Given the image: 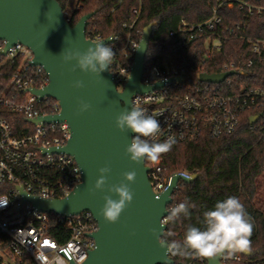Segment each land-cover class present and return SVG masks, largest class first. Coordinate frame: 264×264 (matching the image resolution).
<instances>
[{
    "label": "built area",
    "instance_id": "built-area-1",
    "mask_svg": "<svg viewBox=\"0 0 264 264\" xmlns=\"http://www.w3.org/2000/svg\"><path fill=\"white\" fill-rule=\"evenodd\" d=\"M226 6L245 9L247 15L261 14L264 0H220L207 19L191 24L182 19L178 29L171 31L174 36L181 34L171 53L161 64L145 61L141 82L145 85L163 82V85L147 93H136L132 100L138 99L141 107L157 116L162 128L159 142L169 136L174 137L175 142L193 141L203 132L212 137L230 134L237 128L243 111L259 106L264 113L263 89L243 84L237 87L229 78L231 75L218 83L200 80V73L198 80L191 79L186 73L184 52L174 56L198 39L204 42L205 55L221 52L223 41L229 35L244 33L240 23L224 25L220 9ZM123 25L133 27V24ZM109 37H118L108 43L116 52L109 69L121 91L130 77L131 58L134 59L140 40L131 32L121 45L117 44L118 35ZM103 38L97 34L90 39ZM246 39L253 43L254 52L264 46V37ZM6 46L7 40L0 39V70L8 74L0 87V200L8 202L7 206L0 207V264H38L35 254L41 251L53 264L57 257L65 264H80L96 245L92 234L99 226L92 212L62 215L43 211L31 201L22 202L24 195L19 186L31 195L62 198L81 182L82 171L72 155L52 150L67 144L71 130L66 121H30L60 111L56 99L52 110L47 111L49 97L39 99L33 91L48 84V73L42 65L33 64V52L24 43L17 41L3 53ZM247 64L252 65L253 59ZM230 70L247 72L233 61H224L219 72ZM9 113L23 115L32 127L22 128L23 133L17 134L7 117ZM255 115H258L256 122L264 137V118L260 114L251 117ZM146 165L150 168V183L157 193L168 187L173 175L192 174L183 170L166 176L161 172L160 160L146 161ZM54 226H61L57 237L49 233Z\"/></svg>",
    "mask_w": 264,
    "mask_h": 264
},
{
    "label": "water",
    "instance_id": "water-1",
    "mask_svg": "<svg viewBox=\"0 0 264 264\" xmlns=\"http://www.w3.org/2000/svg\"><path fill=\"white\" fill-rule=\"evenodd\" d=\"M92 14H84L73 25L58 0H0V39L7 40L3 53L17 41L27 45L34 55L33 64L42 65L49 78L47 85L33 91L38 94L39 99L52 97L60 105L58 113L32 118L30 121H66L71 130L67 144L52 150L72 155L82 171L81 182L62 198L31 195L19 186L24 195L22 202L31 201L43 211L62 215L92 212L99 226L92 234L96 245L80 264H164L165 249L159 246L151 230L155 228L158 232L161 231L159 221L168 214L164 209L172 203L179 181L192 180L176 174L164 191L155 192L149 180L150 168L146 161L138 164L125 155V148L135 134L120 132L115 126L116 117L122 111L131 110L134 94L147 93L163 85V82L155 85L141 82L153 24H148L143 30L138 45L139 48L141 44V48H137L135 52L130 77L120 91L110 69L102 72L99 77L78 68L72 71L75 61L63 63V51L85 52L94 42L110 43L109 37L99 41L87 37V22ZM234 73L236 70L202 72L199 78L218 83ZM77 80L83 81L84 87L75 88L73 85ZM81 101L90 104L91 108L79 113ZM257 119L258 115H255L251 117V122H256ZM106 166L111 171L106 175L103 190L92 191L100 176L99 169ZM130 171L136 173L133 183L124 179V173ZM191 176L196 178L197 174L193 173ZM121 182L128 183L133 192V201L117 223H107L100 215L104 197L118 199L109 189ZM174 263L175 259L170 257L168 264ZM186 264L227 263L225 258H219L212 262Z\"/></svg>",
    "mask_w": 264,
    "mask_h": 264
},
{
    "label": "trees",
    "instance_id": "trees-1",
    "mask_svg": "<svg viewBox=\"0 0 264 264\" xmlns=\"http://www.w3.org/2000/svg\"><path fill=\"white\" fill-rule=\"evenodd\" d=\"M220 0H81L70 15L68 10L72 0H58L71 24L87 13H93L88 19L86 35L88 38L100 34L107 38L118 35L117 44H123L128 34L140 40L144 28L153 24L149 49L146 55L149 62L161 64L171 53L181 34L172 35L182 19L187 23H198L207 19ZM138 10V13L134 12ZM224 25L241 24L244 33L229 35L223 41L221 52L205 55L207 49L202 39L194 40L181 53L185 56L186 73L198 80V73L219 72L224 61H233L237 67L247 74L234 73L229 78L237 87L245 85L259 87L264 90V46L259 52L253 51V43L246 38L264 37V11L261 14L247 15L245 9L224 7L220 9ZM133 24L132 28L123 24ZM243 34V35H242ZM253 64L248 66V61ZM133 58H131V62ZM8 74L0 70V87L4 85ZM47 111L52 110L55 99L48 98ZM253 114L264 118L262 108L256 106L241 113L237 128L230 134L212 137L207 132L193 141H177L171 150L160 158L162 174L169 176L175 172L188 170L197 174L192 181L180 180L173 194V201L168 208L188 200L195 204L190 208L189 217H181L175 223L167 225L166 230L175 233L169 239H182L189 224L202 226L199 220L206 209H210L217 201L229 196H237L244 204L245 211L254 223L251 237L252 254H238L240 258H225L227 264H264V195L260 192V176L264 174V137L258 122H251ZM13 129L22 134V128H31V123L21 114L7 115ZM61 226L49 230L58 236ZM68 236V235H67ZM174 264L191 262L206 263L197 258L173 257Z\"/></svg>",
    "mask_w": 264,
    "mask_h": 264
},
{
    "label": "clouds",
    "instance_id": "clouds-1",
    "mask_svg": "<svg viewBox=\"0 0 264 264\" xmlns=\"http://www.w3.org/2000/svg\"><path fill=\"white\" fill-rule=\"evenodd\" d=\"M146 31V30H145ZM116 40L118 37H109ZM85 52L63 51L62 60L64 64L72 61L76 63L72 71L78 68L82 72L91 73L101 77V73L108 70L112 64L116 52L113 47L103 41L92 43ZM141 48V44L138 49ZM75 88L84 87L83 81L77 80L73 85ZM91 105L83 101L79 104V113L88 111ZM155 115L141 107L138 99L131 102V110L122 111L115 120V126L120 132H132L130 144L125 148L132 162L143 163L144 161L156 163L163 154L168 153L175 139L169 136L164 142H159L161 125ZM110 167L99 169L100 176L96 180L94 189L103 190L106 183V175L110 173ZM187 180L195 179V176L185 175ZM124 179L128 183L135 182V171L125 172ZM128 183L121 182L112 186L109 191L115 193L118 199L111 196L104 197V205L100 209V215L107 223H117L121 214L133 201V192ZM6 200H0V207L7 206ZM195 204L188 200L180 202L164 211L168 214L159 221L161 231L152 229V235L156 238L159 246L165 249L164 264H168L170 257L197 258L201 261H216L219 258H238V254H252L251 237L254 231V223L245 211L244 204L237 196H229L224 200L217 201L210 209L202 213V218L196 226L189 224L182 239H169L175 233L164 230L170 223H175L182 216H190V208ZM38 264H53V261L44 252L35 254ZM55 264H65L64 260L57 257Z\"/></svg>",
    "mask_w": 264,
    "mask_h": 264
},
{
    "label": "rangeland",
    "instance_id": "rangeland-1",
    "mask_svg": "<svg viewBox=\"0 0 264 264\" xmlns=\"http://www.w3.org/2000/svg\"><path fill=\"white\" fill-rule=\"evenodd\" d=\"M80 3L81 0H72V4L70 5L68 10V15H70L76 7L80 6ZM259 185H260V192L261 194L264 195V174L260 176Z\"/></svg>",
    "mask_w": 264,
    "mask_h": 264
}]
</instances>
